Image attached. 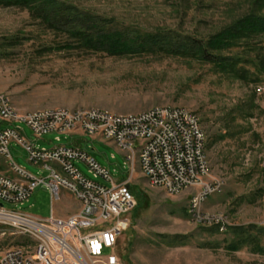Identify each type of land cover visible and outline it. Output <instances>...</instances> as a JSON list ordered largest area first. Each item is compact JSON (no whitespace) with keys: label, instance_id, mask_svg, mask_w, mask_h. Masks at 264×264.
<instances>
[{"label":"rangeland","instance_id":"obj_1","mask_svg":"<svg viewBox=\"0 0 264 264\" xmlns=\"http://www.w3.org/2000/svg\"><path fill=\"white\" fill-rule=\"evenodd\" d=\"M61 1L108 20L110 29L131 36L189 37L204 45L252 12L264 16V7H258L256 0ZM70 40L28 9L0 8V93L9 95L20 113L99 108L135 114L156 106L193 111L207 136L211 164L207 182L222 184L220 192L199 208L224 213L232 224L231 230L222 233L194 222L188 214L189 202L200 189L169 196L151 187L137 164L130 187L139 199L134 195L137 205L130 227L117 244V264H264V93L258 91L264 88V37L215 52L232 58L237 73L220 71L198 56L167 51L112 55L79 45L64 46ZM22 126L31 138V130ZM56 137L50 133L35 145L50 149L76 142L65 136L57 142ZM80 145L115 182L131 175L124 154L114 144L88 138ZM10 151L21 169L48 176L27 160L20 145L11 142ZM74 165L92 178L85 163L75 161ZM0 167L6 169L2 159ZM7 208L39 218L53 213L63 219L75 214L80 202L67 190L53 200L49 189L39 186L27 201L7 204ZM236 227L247 230L241 244L232 233ZM31 241L15 229L0 226V260L8 250L33 246ZM111 253V249L103 252L104 256Z\"/></svg>","mask_w":264,"mask_h":264},{"label":"built area","instance_id":"obj_2","mask_svg":"<svg viewBox=\"0 0 264 264\" xmlns=\"http://www.w3.org/2000/svg\"><path fill=\"white\" fill-rule=\"evenodd\" d=\"M258 91L263 94L264 88ZM22 124L31 130V138ZM0 126H6L0 127V159L6 167H0V226L40 236V244L6 251L0 264L118 263L116 247L129 229L130 215L137 205L130 187L132 173L124 182H115L110 172L82 149L80 142L88 138L114 144L129 168L131 161H138L151 187H159L169 196L199 188L200 193L189 202L188 214L194 222L222 233L232 226L225 222L224 213H205L198 208V199L220 192L222 184L207 182L211 172L208 154H203L207 136L200 118L185 107L156 106L135 114L99 108L20 113L0 93ZM50 133L57 135V142L62 136L76 142L50 149L36 147L35 142ZM144 141H151V150H144ZM11 142L26 150L27 160L48 176L37 177L21 169L12 157ZM48 155L58 157L64 171L43 164V156ZM75 161L85 163L92 178L85 176ZM39 186L48 188L53 200L60 197L61 190H78L79 198L75 199L80 202L79 210L62 219L53 213L39 218L7 208V204L27 201ZM106 249L112 251L109 256L103 254Z\"/></svg>","mask_w":264,"mask_h":264},{"label":"trees","instance_id":"obj_3","mask_svg":"<svg viewBox=\"0 0 264 264\" xmlns=\"http://www.w3.org/2000/svg\"><path fill=\"white\" fill-rule=\"evenodd\" d=\"M255 2L258 7H264V0ZM10 7L28 9L45 26L57 32L64 31L71 39L70 41L76 43L72 44L69 41L64 46L79 45L112 55L161 51L187 54L198 56L205 62L215 64L220 71L226 73H237V63L230 57L216 54L217 52L231 50L242 42L264 37V16L257 15L255 12L223 30L204 45L201 41L189 37L131 36L126 32L110 29L108 20L82 12L61 0H0V8ZM137 198L139 199V196ZM215 229L219 231L218 228ZM232 233L239 244L247 239L246 228H232Z\"/></svg>","mask_w":264,"mask_h":264},{"label":"bare ground","instance_id":"obj_4","mask_svg":"<svg viewBox=\"0 0 264 264\" xmlns=\"http://www.w3.org/2000/svg\"><path fill=\"white\" fill-rule=\"evenodd\" d=\"M4 100L8 101V103H13L9 95L4 94ZM53 110H61V109H43V110H37L34 112H39L41 114H52ZM144 150H151V141H144ZM203 154H207V143H205L203 146ZM43 164L47 165L49 169H53L54 171H64V164H61L60 162H58V157H56L55 155L43 156ZM137 164H139V168L142 173V166L140 165V163L138 161H131L130 167H131L132 175L135 172V168ZM144 177L147 179V181L149 182V185L151 186V183L149 181V176H144ZM153 188H159V187H153ZM70 193H72L75 198H79L78 190H70ZM210 196L211 195L203 196L201 197V199H198V208L203 203H205ZM188 211H189V208H188ZM226 220L227 219H225V222ZM15 230L19 232V229H15ZM20 233L24 234L25 236L33 240V242L31 241L32 243H34L33 246H35L36 244H40V236L32 233V231H20Z\"/></svg>","mask_w":264,"mask_h":264}]
</instances>
